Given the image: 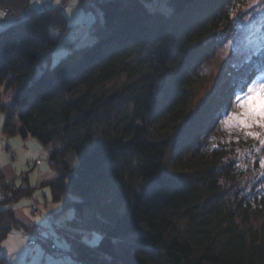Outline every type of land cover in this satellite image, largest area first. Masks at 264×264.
<instances>
[{
    "label": "trees",
    "instance_id": "obj_1",
    "mask_svg": "<svg viewBox=\"0 0 264 264\" xmlns=\"http://www.w3.org/2000/svg\"><path fill=\"white\" fill-rule=\"evenodd\" d=\"M153 1L79 0L102 11L97 39L51 65L52 31L69 28L63 10L0 0L14 17L0 25L4 131L51 148L46 184L63 210H76L65 232L80 264H264V191L235 187L257 176L264 156L245 136L264 130L242 128L235 115L245 110L237 98L264 78V44L229 64L207 96L194 90L247 0H167L169 11ZM27 190L0 167V205ZM15 226L14 208L1 207L0 243ZM94 230L92 246L82 236Z\"/></svg>",
    "mask_w": 264,
    "mask_h": 264
},
{
    "label": "rangeland",
    "instance_id": "obj_2",
    "mask_svg": "<svg viewBox=\"0 0 264 264\" xmlns=\"http://www.w3.org/2000/svg\"><path fill=\"white\" fill-rule=\"evenodd\" d=\"M166 1L154 0L149 5L169 11ZM44 5L58 6L56 0H35V2L30 0L29 8H40ZM58 7L66 15L69 28L52 31L56 43L52 51L51 65L66 56L74 45L80 47L93 43L97 36L92 31V27L96 22L103 20L102 11L98 6L86 8L80 3L77 6L75 0H60ZM1 14L0 11V16ZM13 20L11 11L6 23ZM233 21V28L221 32L222 37L215 49L199 66V73L203 75L199 86L194 89L198 98L207 96L214 87L216 88L229 64L243 62L264 44V0H247L239 5L233 12ZM0 25L5 24L0 23ZM240 75L243 76L244 73L241 72ZM252 88L257 89V99H264V78L254 82ZM13 94L14 92L5 94L4 100L9 102ZM242 103L243 99L238 106ZM0 116L3 117L0 119V167L4 171L6 181L13 187H28L21 199L0 205V208H14L19 220V226L12 228L0 243V252H4L7 258L6 264H69L70 261H76L72 255L66 259L57 258L53 251L54 243L58 247L64 245L70 247L68 239L70 236L65 231L71 233V228H68L66 222L76 215V210L72 206L63 210L62 202L54 198L51 187L46 184L47 180L55 175L53 167L47 161L51 148H45L34 136L24 138L18 132L13 134L5 132V112L1 111ZM255 157V152L251 150L243 152L240 160L248 166ZM38 158L42 161L40 164H36ZM258 172L257 176L252 178L242 177L235 187H242L243 190L256 187L264 191V167L261 166ZM235 187L232 188L233 191ZM17 205L21 206L17 207ZM40 225L42 232L38 234L36 228ZM60 233L63 238H60ZM42 237H50L48 244L43 242ZM100 237V232L94 230L84 232L82 240L94 246L99 242ZM34 238H37L34 245L29 246L28 241ZM5 245L7 247H4ZM81 264L87 263L81 261Z\"/></svg>",
    "mask_w": 264,
    "mask_h": 264
},
{
    "label": "snow or ice",
    "instance_id": "obj_3",
    "mask_svg": "<svg viewBox=\"0 0 264 264\" xmlns=\"http://www.w3.org/2000/svg\"><path fill=\"white\" fill-rule=\"evenodd\" d=\"M35 2V0H34ZM57 5L59 6L60 0H56ZM77 6L79 5V0H75ZM251 83V81H249ZM256 88H249L247 94L243 99V104L241 105L245 110L242 113L235 114L238 120L239 125L242 128L249 129L253 126H257L260 129L264 130V99H257L256 97ZM241 98H237V103L239 104ZM231 106V105H230ZM0 119H3L0 116ZM246 138L248 136H252L260 140L261 145H264V132L262 133H254V132H246ZM239 151V150H238ZM261 166L264 167V159L260 161ZM21 205H17L20 207ZM4 247H7L5 245Z\"/></svg>",
    "mask_w": 264,
    "mask_h": 264
},
{
    "label": "built area",
    "instance_id": "obj_4",
    "mask_svg": "<svg viewBox=\"0 0 264 264\" xmlns=\"http://www.w3.org/2000/svg\"><path fill=\"white\" fill-rule=\"evenodd\" d=\"M11 13V9L10 7H4L2 9V14L0 16V23H6V20L8 19L9 15ZM47 161L49 163H51L49 157H47ZM51 221L53 223V216H51ZM54 224V223H53ZM42 227L41 226H38L36 228V233L38 234H41L42 232ZM35 243V239H31L28 244L29 245H32ZM53 248H55V251H54V255L57 257V258H63V257H66L68 255H71V251L72 249L70 250V247L67 248L65 245L63 247H58L55 243L53 244ZM70 253V254H69ZM73 256V255H72ZM74 257V256H73ZM76 259V258H75ZM71 264H80V261L76 259V261H74L73 263Z\"/></svg>",
    "mask_w": 264,
    "mask_h": 264
},
{
    "label": "bare ground",
    "instance_id": "obj_5",
    "mask_svg": "<svg viewBox=\"0 0 264 264\" xmlns=\"http://www.w3.org/2000/svg\"><path fill=\"white\" fill-rule=\"evenodd\" d=\"M49 156V155H48ZM42 161L40 160V158H38L37 160H36V164H40ZM51 164V163H50ZM41 226V225H40ZM60 238H63V235H62V233H60ZM29 242V241H28ZM34 244H32V245H29V246H33ZM67 248H69L67 245H65ZM54 250L53 251H55V248H53ZM71 250V249H70ZM70 254V253H69ZM71 255H73L74 256V253H73V250L71 251ZM70 255H68V256H66V257H63V259H66V258H68ZM75 258V257H74ZM74 261H70L69 262V264H71V263H73Z\"/></svg>",
    "mask_w": 264,
    "mask_h": 264
}]
</instances>
